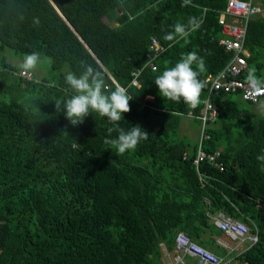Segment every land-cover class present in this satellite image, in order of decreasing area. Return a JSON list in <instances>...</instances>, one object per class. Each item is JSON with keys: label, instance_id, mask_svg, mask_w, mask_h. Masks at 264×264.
Returning a JSON list of instances; mask_svg holds the SVG:
<instances>
[{"label": "trees", "instance_id": "trees-1", "mask_svg": "<svg viewBox=\"0 0 264 264\" xmlns=\"http://www.w3.org/2000/svg\"><path fill=\"white\" fill-rule=\"evenodd\" d=\"M181 3L0 0V264H162L177 230L202 246L217 235L229 241L207 215L216 210L257 236L233 258L264 264V168L256 158L264 149V110L258 115L251 103L212 93L217 114L202 148L218 149L223 169L201 161L199 178L192 164L197 136L190 142L178 127L180 116L199 113L208 84L191 109L163 98L154 83L182 54L203 58V81L231 56L218 44L225 0ZM189 17L202 21L196 31L164 39ZM150 36L165 47L154 70L143 66ZM244 48L248 70L264 79L257 59L264 15L248 22ZM33 51L49 65L21 75L11 59ZM82 62L102 75L107 90L124 86L132 96L119 126L139 124L148 132L135 150L119 154L104 143L117 135L108 133L106 117L92 112L73 126L57 111L55 101L73 94L65 74H79ZM150 116L157 119L153 128Z\"/></svg>", "mask_w": 264, "mask_h": 264}, {"label": "built area", "instance_id": "built-area-1", "mask_svg": "<svg viewBox=\"0 0 264 264\" xmlns=\"http://www.w3.org/2000/svg\"><path fill=\"white\" fill-rule=\"evenodd\" d=\"M256 15H264V7L255 0H225L224 9L218 14L217 23L220 26L218 44L225 51L231 52V56L216 73L207 74L204 77V82L208 84V88L201 100L202 107L199 113L192 115L188 111L186 114L187 117H195L198 121L196 152L192 160L196 171L198 163L201 161L215 166L220 171L223 169V164L218 159L219 150L205 151L202 148L203 140L208 138V134L205 131L212 126L217 114L216 107L211 100L212 93L221 95L232 94L237 99L251 104L256 103L264 96V88L253 92L247 82V78L244 77L248 70V64L245 59L248 53L244 48L247 25L250 19ZM164 49L165 47L154 36H150L143 66H148L151 70H154V60ZM138 73L139 70L133 72L131 84L137 85ZM20 74L29 76L28 72L20 71ZM197 173L200 178V173L198 171ZM207 215L211 219L214 228L229 239V241L226 239L220 240L221 238L215 239V243L228 252H232L234 249L240 251L244 243L250 246L256 241V234L250 231L249 226L245 222L231 217L222 210H216L213 213L207 212ZM230 242H234V246H230ZM165 253L166 257L162 260V264H184L185 259L191 257L195 258L194 264L229 263V260H224L211 250L193 241L181 230H177L174 233L173 248Z\"/></svg>", "mask_w": 264, "mask_h": 264}, {"label": "clouds", "instance_id": "clouds-1", "mask_svg": "<svg viewBox=\"0 0 264 264\" xmlns=\"http://www.w3.org/2000/svg\"><path fill=\"white\" fill-rule=\"evenodd\" d=\"M190 4L191 0H182L181 7ZM201 22L196 17H189L187 24L177 22L172 26L173 31L167 33L164 39L173 41L177 37L187 38L191 32L200 27ZM40 62L39 52L33 51L24 55L18 67L22 72H31L38 67ZM203 71V58L199 57L196 52H188L182 54L174 66L166 67L157 75L154 83L163 98L177 103L183 101L189 108L195 109L200 103L201 93L205 87V82L200 79ZM64 81L73 94L63 100H56L55 107L58 112H64L73 126L82 124L92 112L106 117L113 125L107 129L108 133L115 132L117 135L114 138H105L104 143L114 147L119 154L135 150L142 140L147 139L148 132L139 124H134L128 129L119 126L123 113L130 111L129 101L132 99L124 86H116L107 90L102 75L83 62L79 74L68 71L64 76ZM247 82L253 92L264 88V79L256 75L254 67L248 70ZM261 153L256 158L264 168V149Z\"/></svg>", "mask_w": 264, "mask_h": 264}, {"label": "rangeland", "instance_id": "rangeland-1", "mask_svg": "<svg viewBox=\"0 0 264 264\" xmlns=\"http://www.w3.org/2000/svg\"><path fill=\"white\" fill-rule=\"evenodd\" d=\"M104 21H105V19H104ZM257 59H258V61H260L262 63V66H264V48L260 50V54L258 55ZM11 61L15 64H17V62H19L18 64H20L22 59L16 57V59H11ZM41 65L45 66V68H46L49 65V59L47 57L41 58ZM45 71L46 70L43 69L42 74H44ZM263 75H264V72H263ZM250 109L259 115L264 110V96L261 97L256 103L251 104ZM146 122L151 128H153V126L155 127L157 125V119L153 116H150ZM178 132H179V135H183L188 141L193 142V141H195L196 136H197L198 124L192 118H189L187 116H180ZM217 233L219 234V232H217ZM216 238L220 239V235H217ZM220 240H222V239H220ZM230 243H231V244H229L230 246H234L233 245L234 242H230ZM205 246L209 250L218 253V255L220 257H222L224 260L229 258L230 256H232V258H233L235 253L238 252V249H234V251H232V253L229 254L230 252H228L226 249L217 245L215 243V241H214V243H212V245L211 244L210 245L204 244V247ZM220 251H224L225 253L222 252V255H221L219 253ZM187 259H188L187 264H194L195 263V258L191 257V258H187ZM231 262H232V260H231ZM234 264H236V263H234Z\"/></svg>", "mask_w": 264, "mask_h": 264}, {"label": "crops", "instance_id": "crops-1", "mask_svg": "<svg viewBox=\"0 0 264 264\" xmlns=\"http://www.w3.org/2000/svg\"><path fill=\"white\" fill-rule=\"evenodd\" d=\"M255 1L263 6L262 0H255ZM227 260H230L229 261V264H234V263H236V264H242V263H239L238 261H236L234 258H232V256H230L229 258H227ZM231 260H232V262H231Z\"/></svg>", "mask_w": 264, "mask_h": 264}]
</instances>
